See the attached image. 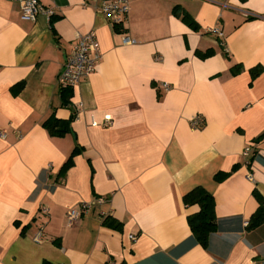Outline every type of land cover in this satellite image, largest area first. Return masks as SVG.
I'll list each match as a JSON object with an SVG mask.
<instances>
[{
    "label": "crops",
    "instance_id": "crops-1",
    "mask_svg": "<svg viewBox=\"0 0 264 264\" xmlns=\"http://www.w3.org/2000/svg\"><path fill=\"white\" fill-rule=\"evenodd\" d=\"M39 1L52 19L0 0V264H264V221L251 226L264 202V0H129L121 32L104 0ZM90 31L102 60L65 105L59 77ZM52 117L71 131L52 136ZM197 187L215 197L206 247L188 220L200 206L184 203Z\"/></svg>",
    "mask_w": 264,
    "mask_h": 264
},
{
    "label": "built area",
    "instance_id": "built-area-1",
    "mask_svg": "<svg viewBox=\"0 0 264 264\" xmlns=\"http://www.w3.org/2000/svg\"><path fill=\"white\" fill-rule=\"evenodd\" d=\"M21 7V16L25 21L36 22L40 14H46L50 19L55 15L54 9H46L39 0H17ZM99 11L108 19L109 23L116 29L117 27H124L128 22L131 12V3L129 0H104L99 7ZM211 33L223 37L224 32L220 28L211 29ZM124 33V32H123ZM77 42L70 56L66 57L64 71L59 77V86L61 89H72L89 75H91L96 65L102 60V51L99 40L95 31H90L86 34H79ZM125 44H135L136 40L128 35L123 36ZM164 88L169 90V85L165 84ZM82 105L79 104L76 110L75 119L79 118L82 111ZM203 122L202 119L196 117L192 121L193 128H198ZM111 116H106L104 122L101 124L103 127L111 125ZM92 126L97 127L100 124L93 121ZM0 136L5 137L3 133ZM245 162L251 165L253 157V149L248 146L243 152ZM247 179L254 181L253 175L249 174ZM98 203H103V199L98 200ZM92 207L91 203L83 202L79 208H72L67 213L68 225L72 226L82 216V214ZM41 213L47 215L49 210L43 208ZM41 232L35 240L39 241ZM130 239L133 242L137 241V236L131 235Z\"/></svg>",
    "mask_w": 264,
    "mask_h": 264
},
{
    "label": "trees",
    "instance_id": "trees-1",
    "mask_svg": "<svg viewBox=\"0 0 264 264\" xmlns=\"http://www.w3.org/2000/svg\"><path fill=\"white\" fill-rule=\"evenodd\" d=\"M185 20H189V17H185ZM54 21V20H52ZM116 30L121 32V27H117ZM240 68L235 66L232 69L234 75L238 74ZM261 69L256 68L252 71L253 79H256L261 74ZM23 83H19L16 87L21 89ZM73 89H62V97L65 105H68L73 95ZM74 119V116H73ZM44 127L47 128L49 133L54 137H61L71 131L69 121L60 120L58 118L48 119ZM79 149L76 148L69 161L66 163L64 170L72 164L74 156L78 153ZM184 203L187 206L199 205L200 211L189 217V225L192 233L197 241L204 247L207 246L209 237L217 230L216 215H215V197L207 192L202 187H197L184 196ZM264 221V202L260 200V207L258 212L253 216L251 226H257Z\"/></svg>",
    "mask_w": 264,
    "mask_h": 264
}]
</instances>
